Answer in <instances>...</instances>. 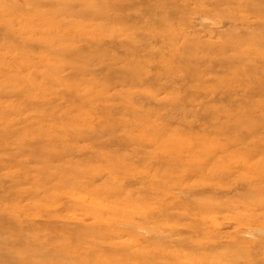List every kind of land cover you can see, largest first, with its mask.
<instances>
[{
    "label": "rangeland",
    "instance_id": "1",
    "mask_svg": "<svg viewBox=\"0 0 264 264\" xmlns=\"http://www.w3.org/2000/svg\"><path fill=\"white\" fill-rule=\"evenodd\" d=\"M0 264H264V0H0Z\"/></svg>",
    "mask_w": 264,
    "mask_h": 264
}]
</instances>
